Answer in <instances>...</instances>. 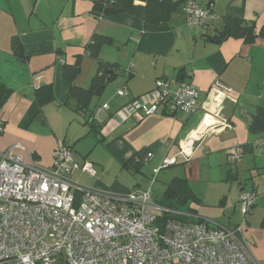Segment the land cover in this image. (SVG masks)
<instances>
[{"label": "crops", "instance_id": "0c3cea01", "mask_svg": "<svg viewBox=\"0 0 264 264\" xmlns=\"http://www.w3.org/2000/svg\"><path fill=\"white\" fill-rule=\"evenodd\" d=\"M188 1L201 7L210 6L214 17L207 27L197 29L189 25L183 11L158 26H146L143 20L145 4L140 1L134 3L130 12L98 18L92 13L91 0H0V115L5 121V131L0 134V152L21 144L22 148L16 153L29 161L34 160L40 167H52V152L60 134L46 110L54 102L40 106L36 91L53 84L58 108L76 112V103L69 97L72 83L63 78V65L75 63L77 56L82 54L81 73L75 84L80 86L86 82L85 69L90 66L89 62L94 67V74L89 76L91 83L97 62L84 54V47L94 34H101L116 40L118 49L105 46L101 57L119 61L128 69L123 87L118 89L119 92L126 88L128 94L119 98L112 93L106 98L104 105L109 109L100 115L101 122L106 121V125L102 130L103 141L98 138L99 143L104 144L124 167L127 164L130 168L132 163L137 170L141 169L142 156L153 152V157L147 156L148 161H145L154 163L153 172L166 157L178 156L180 147L188 141L194 142L192 158L198 152L196 155L200 158L219 154L228 160L231 151L240 152L247 147L237 170H228V175L237 179L243 171L244 183L238 184L239 196L241 190L249 189L245 186L248 180L252 181L251 189L259 194L256 179L264 178V132H251L250 123L257 110L264 109V35L252 43L234 37L218 42L209 38L221 30L226 17L254 22L259 30L263 29L264 0H186L185 4ZM14 36L24 46L25 61L13 54L11 41ZM179 71L201 91L199 108L193 115L178 112L175 116L138 117L122 113L136 98L152 91L157 81L174 86ZM217 81L232 89L226 98L221 97L220 107L213 90ZM104 105L97 103L95 106L103 108ZM77 114L82 115L86 123L89 114ZM208 114L215 118L214 126L209 129L207 126L213 121ZM85 126L89 134L92 133L90 126ZM65 137L62 142L66 141ZM45 138L49 139L48 156L44 151ZM71 148L73 151L72 145ZM84 158H88V154ZM75 160L80 165L90 163L81 164ZM186 162L184 157L178 156L173 166ZM184 177L189 181L188 173ZM190 184L192 186V182ZM140 186L138 184L134 190L144 189ZM194 191L203 203L201 194ZM225 198L219 206L230 215L228 221L208 220L210 216L198 210L192 217L210 222L212 226L234 227L241 218L236 210L238 202L235 200L229 208ZM250 214L242 241L250 262L264 264V198L256 200Z\"/></svg>", "mask_w": 264, "mask_h": 264}, {"label": "built area", "instance_id": "2783aa9c", "mask_svg": "<svg viewBox=\"0 0 264 264\" xmlns=\"http://www.w3.org/2000/svg\"><path fill=\"white\" fill-rule=\"evenodd\" d=\"M183 12L188 24L207 27L213 13L209 7L187 2ZM217 105L232 89L215 83ZM127 95L126 88L120 91ZM199 89L188 81L169 86L157 81L156 87L123 109L138 117L183 112L194 114L199 108ZM95 111L101 121V112ZM213 121L207 129L213 127ZM5 121L0 115V134ZM15 144L0 152V264H252L242 241L246 216L256 202L255 193L240 194L242 225L235 228L207 224H182L169 221L156 224L165 213L181 211L160 205L153 197L152 185L136 189L127 196L112 195L83 187L72 180L80 169L94 176L91 163L80 165L73 151L58 142L50 168L38 167L16 153ZM194 142L180 147L179 155L190 160ZM233 161L242 153L230 152ZM148 158L153 152H148ZM178 156L166 157L155 169L178 162ZM154 182V181H153ZM163 228V231H162Z\"/></svg>", "mask_w": 264, "mask_h": 264}, {"label": "rangeland", "instance_id": "374dc122", "mask_svg": "<svg viewBox=\"0 0 264 264\" xmlns=\"http://www.w3.org/2000/svg\"><path fill=\"white\" fill-rule=\"evenodd\" d=\"M64 32L67 33L68 31ZM116 53L119 54L120 52ZM89 63L90 66H86L85 69L87 80L80 85L83 88H88L90 86L89 76H92V72L94 74L93 64H91V62ZM122 67L121 75L123 77L120 76L117 81L112 82V84L106 88L103 96L99 100L94 99L92 107L97 103L100 104V106H103L106 98L112 93H116L119 98L125 97V95H120V91L118 92V89L123 87L122 82H125V74L128 72L126 67ZM250 90L253 91L252 89ZM58 105V102H54L47 108L46 112L49 114L50 121H52L59 130V141H62L66 135L65 142L67 145L73 146L74 157L81 164L85 161L92 163L96 170L95 177L80 170L75 171L72 175V180L75 183L98 192L122 196H127L129 193L133 192L134 187H137L138 184L141 185L140 187L143 186V188L152 185L153 197L161 198V195L166 188V183H168L173 177H184L187 176L188 173L189 181L192 182V187L201 194L204 199L202 205L189 202L188 206L198 210L200 214L210 216L208 220H220L222 218L225 221H228L230 215L219 206V203L224 197H226V206L229 208L233 207L235 200L238 202L237 200L240 197L238 184L240 182L244 183L241 176L243 171L239 172L241 173L239 178L235 179L229 178L228 170L236 171L237 165L241 160L234 162L233 156L231 155H228V160H225V156L219 154L204 155L200 158L199 155H196L198 154V152H196L194 157L191 158L192 160L190 159L191 161L189 160L185 164L165 168L155 177V172H153L154 163L152 165L145 163V161H148L146 154L145 156L141 155V161H143L140 164L141 169L137 170L136 166L132 163L129 165L130 168L124 167L123 163L118 161L108 151L104 144L99 143V139L94 133L89 134V128L85 126L84 117L82 115L67 108H62L61 110L58 108ZM57 145L58 142L56 143V148ZM48 146L49 139L45 138L44 151L46 156H48ZM55 150L52 152V163L54 161ZM86 154H88V158H84ZM37 166L40 167V165ZM44 166L46 165L44 164ZM42 167L43 166H41V168ZM256 182L259 183V194L256 200H259L264 198V178L258 177ZM245 186L251 189L252 181L248 180V183ZM236 207V210L239 213V218L243 217L240 207L238 205ZM250 216L251 214L248 217Z\"/></svg>", "mask_w": 264, "mask_h": 264}, {"label": "trees", "instance_id": "16d2710c", "mask_svg": "<svg viewBox=\"0 0 264 264\" xmlns=\"http://www.w3.org/2000/svg\"><path fill=\"white\" fill-rule=\"evenodd\" d=\"M91 1H92V13L98 18H108L118 14H124L130 12L136 1L143 2L145 4L143 20L146 26L147 25L158 26L163 22L169 21L170 17L173 14L184 10V5L186 2V0L178 1V2L173 0H91ZM260 35H264V28L259 30L254 22L226 17L221 30L214 37H211L209 39L211 41L218 42L220 40H225L229 37H234V38L244 39L245 42L247 43H252ZM105 46L115 47L118 49L116 40L113 37L101 35V34H94L90 39V41L84 47V54L88 55L90 58L94 59L97 62V71L93 76L90 86L88 88H83L75 84L78 75L81 73L82 54L77 56V60L75 63L73 64L66 63L63 65V78L66 81L72 83L69 91V97L70 99L74 100L76 103L74 110L77 113L89 114L87 116L85 124H88L90 126L92 133H94V135L97 136V138H101L100 142L103 141L102 130L106 125V121L101 122L96 119L94 115H95V111L99 109V107L94 106L93 108H91L92 103L94 99H99L100 97L103 96L106 88L120 76L123 69L119 61L105 60L101 57L102 49ZM11 47L14 56H16L18 59L22 61H25L27 59L24 46L17 36H14L12 38ZM187 78H188L187 75L184 74L183 71H179L178 74L176 75V82L186 81ZM142 96L143 95L136 98L135 100L141 98ZM35 97H36V101L40 106H44L45 104L55 102L56 97H55L54 85L47 84L40 87L36 91ZM177 113L178 112L169 113L168 115L175 116V114ZM250 130L253 133L264 132V109L259 108L257 112L252 116V120L250 123ZM63 143L67 147L72 149L71 146L67 145L65 141H63ZM246 149L247 147H244L243 151L240 152L243 154L246 151ZM124 165L125 167L128 166L127 164ZM245 191L255 193L256 196H258V193L256 192L255 189H247V190L243 189L241 190V193ZM156 202H158L160 205L166 208L182 212L181 215L174 213H165L164 215H162L156 222V224L160 225L161 227H163L169 221L180 222L182 224L204 223L211 226L210 222H205L200 218L192 217L193 215L195 216V214H197V211L188 206L189 202L201 204L202 200L194 191L188 179L185 177L173 178L166 185V188L163 194L161 195V198L157 199ZM239 202H240V197L238 200V206H239ZM255 203L246 216L247 224H248V216L253 210ZM243 220L244 217H241L239 222L232 228L242 225ZM216 226L226 227L222 225H216ZM262 226L264 227V220L262 222Z\"/></svg>", "mask_w": 264, "mask_h": 264}]
</instances>
